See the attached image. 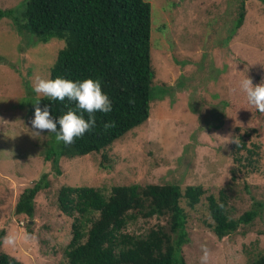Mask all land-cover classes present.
Listing matches in <instances>:
<instances>
[{
    "label": "rangeland",
    "instance_id": "obj_1",
    "mask_svg": "<svg viewBox=\"0 0 264 264\" xmlns=\"http://www.w3.org/2000/svg\"><path fill=\"white\" fill-rule=\"evenodd\" d=\"M146 1L152 7L151 55L157 72L148 123L116 142L106 162L104 151L63 157L59 170L53 156L47 160L59 147L55 133L38 134L30 121L33 105L49 98L33 91L34 77L50 79L64 42L57 37L42 41L19 31L11 18H0L1 251L22 264H66L74 219L60 211L57 196L67 185L93 187L108 196L117 186L177 184L184 192L202 185L207 194L199 205L190 208L181 201L188 237L180 264H201L202 246L208 264H251L264 254V126L252 131L256 122L239 99V82L247 78L241 67L264 65V4L246 1L245 23L235 29L242 0ZM24 2L0 0V12L15 9L20 17ZM247 131L245 142L248 148L257 145L260 157L241 168L234 160L235 145ZM43 176L50 186L37 195L34 217L17 215L20 196ZM220 194L228 200L231 218L257 213L223 239L213 231L207 198ZM161 220L139 218L127 231L147 234L165 224ZM9 236L13 244L6 243Z\"/></svg>",
    "mask_w": 264,
    "mask_h": 264
},
{
    "label": "trees",
    "instance_id": "obj_2",
    "mask_svg": "<svg viewBox=\"0 0 264 264\" xmlns=\"http://www.w3.org/2000/svg\"><path fill=\"white\" fill-rule=\"evenodd\" d=\"M246 1L242 0L237 9L235 29L245 23ZM259 1L264 4V0ZM23 6L20 17L12 9L0 12V18H11L19 31L42 41L57 37L64 42L50 70V79L57 76L74 82L99 79L112 103L110 113H95V128L72 144L59 142L58 149H53L56 151L49 153L47 160L53 156L56 169L63 157L75 159L104 151L101 155L107 160V151L116 142L150 119L157 75L151 55V3L146 0H25ZM244 64L242 71L253 85L264 80V65L257 70L250 63ZM239 99L255 120L252 131L256 132L264 126V112L249 104L242 91ZM45 104L50 106L54 118L66 114L69 108L80 112L76 102L67 98L64 101L42 99L41 107ZM84 116L87 118V113ZM107 123L114 126L105 129ZM249 133L245 132L235 145L238 154L235 152L234 160L241 168L251 167L258 160L255 157H260L259 147L248 148L245 142ZM49 186L43 176L36 185L26 189L19 198L16 214L33 218L36 197ZM206 194L202 185L189 186L184 192L177 184L117 186L109 196L93 187L63 186L57 196L58 207L65 216L74 219L72 239L65 253L66 264H180L178 256L188 237V214L181 201L185 199L190 208H195ZM207 198L214 221L212 228L219 239L257 217L256 211H248L233 219L224 194ZM153 217L163 219L165 224H158L142 235L127 231L129 224L139 218ZM4 236L2 230L0 264H22L1 251ZM251 264H264V254Z\"/></svg>",
    "mask_w": 264,
    "mask_h": 264
},
{
    "label": "clouds",
    "instance_id": "obj_3",
    "mask_svg": "<svg viewBox=\"0 0 264 264\" xmlns=\"http://www.w3.org/2000/svg\"><path fill=\"white\" fill-rule=\"evenodd\" d=\"M240 90L245 94L247 102L254 106L258 111L264 112V80L259 84L253 85L250 78H244L239 82ZM33 91L42 94L52 100L76 102V110L69 108L66 114L59 118H54L50 106L45 104L41 107L40 103L34 104V116L31 119L32 128L38 133H56L57 142L65 145L74 143L76 138L83 137L86 132L96 127V112L110 113L112 103L109 96L102 90V83L99 79L86 78L82 81H72L57 76L55 79H45L39 75L34 77ZM84 113H87L85 118ZM59 125V130H57ZM113 123H107L104 128L113 127ZM221 207L223 205H220ZM6 243L13 244L14 238H5ZM204 255L201 257V264H208V252L202 246Z\"/></svg>",
    "mask_w": 264,
    "mask_h": 264
}]
</instances>
